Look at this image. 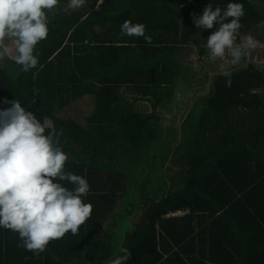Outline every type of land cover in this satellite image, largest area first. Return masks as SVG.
I'll return each instance as SVG.
<instances>
[{"label": "trees", "instance_id": "trees-1", "mask_svg": "<svg viewBox=\"0 0 264 264\" xmlns=\"http://www.w3.org/2000/svg\"><path fill=\"white\" fill-rule=\"evenodd\" d=\"M230 2L244 9L237 38L255 35L263 20L250 0H87L72 14L54 9L63 17L48 19V36L34 50L36 68L24 72L9 57L0 61V109L16 99L37 116L67 154L65 172L86 179L82 199L93 206L78 234L53 240L39 257L18 247V233L0 228V264H109L115 229L109 225L140 187L131 163L157 139L159 120L150 111L170 100L181 75L178 56L207 44L218 27L197 28L193 15L209 3L224 10ZM120 18L144 24L150 42L122 36ZM230 74L231 87L217 74L193 105L197 128L183 153H175L182 186L145 200L140 217L122 225L127 264L264 263L244 232V206L264 182V73L249 65ZM66 110L83 113L82 122L59 118ZM183 211L188 215L166 218Z\"/></svg>", "mask_w": 264, "mask_h": 264}, {"label": "clouds", "instance_id": "clouds-1", "mask_svg": "<svg viewBox=\"0 0 264 264\" xmlns=\"http://www.w3.org/2000/svg\"><path fill=\"white\" fill-rule=\"evenodd\" d=\"M86 2L69 0L63 10L78 9ZM58 5L59 0H0V61L9 57L24 72L36 68L34 50L48 36L47 13ZM243 15V4L238 2L228 3L224 10H213L209 3L202 15H193L197 28L211 30L218 25L207 37L210 58L230 57L231 63L237 64L258 47L251 35L237 43ZM260 26L264 27V22ZM120 31L122 36L141 37L145 25L126 20ZM145 40L150 42L149 37ZM223 75L228 77L226 86L231 87V74L224 71ZM4 103L11 107L0 109V228L18 233V247L39 257L50 241L68 232L78 234L91 217L93 206L82 199L89 185L84 177L65 172L67 154L52 133L45 134V126L32 111L16 99ZM120 251L124 254L109 264H127L131 254L126 248Z\"/></svg>", "mask_w": 264, "mask_h": 264}, {"label": "rangeland", "instance_id": "rangeland-1", "mask_svg": "<svg viewBox=\"0 0 264 264\" xmlns=\"http://www.w3.org/2000/svg\"><path fill=\"white\" fill-rule=\"evenodd\" d=\"M59 1L69 3V0ZM250 1L257 6L264 22V0ZM126 20L127 18H120L117 22L123 24ZM254 34L252 36L259 42L258 47L250 50V54L243 57L237 64H232L230 57L210 58L207 44L193 46L178 56L181 75L176 82V87L171 91L170 100L164 107L157 112L153 109L150 111V114L159 120L157 139L151 144L150 150L145 152L148 154L133 158L132 180L140 187L135 190L136 192H132L129 198V202L134 203L127 205L128 211L122 212L117 218L120 222L122 220H125L123 223L130 222L127 220L128 216L135 213L145 200L161 199L174 190V187L178 189L182 186L184 176L176 166L180 157L175 153L178 149L183 153L185 144L191 137V130L197 128L199 115L191 117L193 105L201 104V100L210 92L213 77L223 74L224 71L231 73L249 65L261 69L264 73V27L256 29ZM244 37L246 36L241 35L237 38V43H240ZM172 179L178 183L177 187L173 185Z\"/></svg>", "mask_w": 264, "mask_h": 264}, {"label": "crops", "instance_id": "crops-1", "mask_svg": "<svg viewBox=\"0 0 264 264\" xmlns=\"http://www.w3.org/2000/svg\"><path fill=\"white\" fill-rule=\"evenodd\" d=\"M67 4L66 3H62L61 1H59V6L65 7ZM75 11H80V8L78 9H74ZM73 9H69L67 11V13L72 14V12H74ZM64 13H66V11H64ZM48 17L50 20L54 19V17H57L58 15H61L63 17L62 14H60V12L58 10H53L52 12H48ZM85 116L83 115V113L81 112H77L74 111L73 113H67V112H61L59 114V118L64 119V120H70V121H80L82 122V117ZM177 117V116H176ZM46 125L50 126L51 123L49 120L46 121ZM259 186L262 185L260 188H258L255 192H253V196H251L250 198L247 199L249 206L245 208V215H244V232L247 233L246 235L251 236V238L253 240H255V244L254 246L256 247V250L254 251L257 254H260L262 257H264V182H258L257 183ZM124 209L127 210L126 206H124ZM139 210L136 209L135 213L131 214L130 216H128L127 220L130 222H126L123 223L124 221L122 220L121 222L119 221V219L115 220V224L113 225V221L111 222V224L109 226H114L115 229L113 231V237L111 245L113 248V254H114V258H116V254L117 252L122 248L123 244L121 242L123 235H124V229H121L122 225H130L131 223H133L134 220H136L138 218V212ZM141 213V212H140ZM188 212L183 211V212H177L175 214H169L166 218H171V217H184L187 216ZM140 217V216H139ZM119 218V216L117 217ZM124 219V218H123ZM111 230V229H110ZM127 230V229H126ZM198 230H196L195 235H198ZM250 239V238H248ZM49 243H53L54 241H50ZM197 245V244H196ZM53 248V247H51ZM105 252H107V249L105 250ZM206 255V252H205ZM102 258H104V256H101ZM206 257L208 258L209 255L207 254ZM112 259V260H113ZM251 264H261L259 261L254 260L252 262H250ZM83 264V263H80ZM207 264H211V263H207ZM248 264V263H247ZM264 264V263H262Z\"/></svg>", "mask_w": 264, "mask_h": 264}]
</instances>
